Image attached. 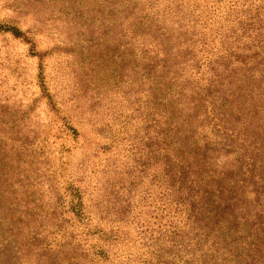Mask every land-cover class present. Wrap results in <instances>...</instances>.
<instances>
[{
    "label": "trees",
    "instance_id": "16d2710c",
    "mask_svg": "<svg viewBox=\"0 0 264 264\" xmlns=\"http://www.w3.org/2000/svg\"><path fill=\"white\" fill-rule=\"evenodd\" d=\"M98 2L121 62L149 86L153 190L131 240L128 187L88 206L66 186L69 212L95 241L89 264H264V0Z\"/></svg>",
    "mask_w": 264,
    "mask_h": 264
},
{
    "label": "rangeland",
    "instance_id": "374dc122",
    "mask_svg": "<svg viewBox=\"0 0 264 264\" xmlns=\"http://www.w3.org/2000/svg\"><path fill=\"white\" fill-rule=\"evenodd\" d=\"M78 1L0 0V25L25 38L0 32V264H89L95 241L69 212L66 186L88 206L128 187L131 240L149 212L148 83L121 62L98 0Z\"/></svg>",
    "mask_w": 264,
    "mask_h": 264
}]
</instances>
